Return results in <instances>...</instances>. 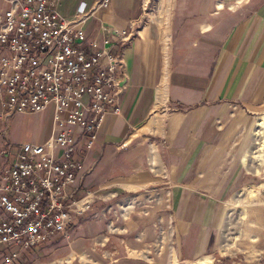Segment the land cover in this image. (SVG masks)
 <instances>
[{"label":"crops","instance_id":"1","mask_svg":"<svg viewBox=\"0 0 264 264\" xmlns=\"http://www.w3.org/2000/svg\"><path fill=\"white\" fill-rule=\"evenodd\" d=\"M165 1L168 6L153 7L125 48L128 81L119 111L105 115L92 149L83 154L72 197L91 193L89 209L38 249L65 241L68 252L82 251L101 264L95 251L106 246L116 264L151 263L157 210L160 220L175 221L177 264L212 261L202 254L209 252L234 187L226 168L248 166L254 150L242 155L239 142L250 138L252 118L256 126L264 114L254 116L264 112V0ZM80 2L88 8L93 0H60L58 11L71 18ZM142 17L139 0H111L86 21V37L93 38L101 24L127 28ZM49 111V125L40 130L37 121L33 142L51 135ZM129 200L150 204L149 214H123L114 219L116 229L103 234L99 212ZM32 250L13 264H24Z\"/></svg>","mask_w":264,"mask_h":264},{"label":"built area","instance_id":"2","mask_svg":"<svg viewBox=\"0 0 264 264\" xmlns=\"http://www.w3.org/2000/svg\"><path fill=\"white\" fill-rule=\"evenodd\" d=\"M0 118L52 109V133L24 142L0 169V264L65 233L88 210L92 194L72 196L84 152L108 112L119 111L127 87L124 51L154 0H139L144 17L127 28L101 24L87 39L84 25L111 0L80 2L71 18L60 0H0Z\"/></svg>","mask_w":264,"mask_h":264},{"label":"rangeland","instance_id":"3","mask_svg":"<svg viewBox=\"0 0 264 264\" xmlns=\"http://www.w3.org/2000/svg\"><path fill=\"white\" fill-rule=\"evenodd\" d=\"M158 4L168 6L165 0L163 2L154 0V7ZM68 5H71L70 1H68ZM157 16L161 19L163 14L159 12ZM164 18L162 19L164 20ZM262 113L264 112L254 114V116H259ZM256 118H252L254 121L249 127L250 138L243 143L239 142L242 155L254 150L249 158L248 166L226 168L228 179L234 182V187L228 196L221 226L211 238L209 252L202 254L212 257V261L208 264H264V144H258L264 136V114L261 116V121L255 126ZM37 121L40 123V130L45 128V125H49L50 111L16 113L5 120L0 118V166L11 161L19 145L24 142H33ZM253 129L255 132L258 130L262 132L259 136L255 135L256 145L254 144ZM154 198L156 199L157 196L154 195ZM151 207L150 204L139 201L130 202V200L123 206H108L105 211L99 212L100 214L97 215L104 223L103 234L106 235L110 230H115L114 225L117 224L115 220L123 218V214L148 215ZM155 212L158 213L157 210ZM156 213L151 222L154 234L153 240L149 243V248L153 249L148 253L151 263L137 259L132 261L133 264H170V257L173 256L176 257V264L178 262L179 240L175 230V221L172 218L165 221L160 220ZM108 236L109 243L107 244H111L114 241V235L109 233ZM67 246L65 241H57L47 244L42 249H38L40 246L35 247L26 256L24 264H94L95 261L86 257L82 251L68 252ZM103 250L104 253H101ZM105 250L106 246L101 251H95L98 261L101 264H116L112 253H107ZM102 254L105 257H102Z\"/></svg>","mask_w":264,"mask_h":264},{"label":"bare ground","instance_id":"4","mask_svg":"<svg viewBox=\"0 0 264 264\" xmlns=\"http://www.w3.org/2000/svg\"><path fill=\"white\" fill-rule=\"evenodd\" d=\"M260 134H262V132H260L259 130L258 131H256V135L257 136H259ZM263 137V140L261 141V142H259V144H264V136H262ZM206 259V258H205ZM207 260V259H206Z\"/></svg>","mask_w":264,"mask_h":264}]
</instances>
